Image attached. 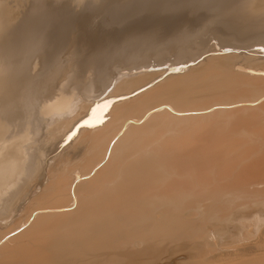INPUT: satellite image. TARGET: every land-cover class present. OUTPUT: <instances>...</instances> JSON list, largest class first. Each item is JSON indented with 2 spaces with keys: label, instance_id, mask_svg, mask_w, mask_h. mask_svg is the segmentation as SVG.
I'll return each mask as SVG.
<instances>
[{
  "label": "bare ground",
  "instance_id": "obj_1",
  "mask_svg": "<svg viewBox=\"0 0 264 264\" xmlns=\"http://www.w3.org/2000/svg\"><path fill=\"white\" fill-rule=\"evenodd\" d=\"M166 260L264 264V0H0V264Z\"/></svg>",
  "mask_w": 264,
  "mask_h": 264
},
{
  "label": "rangeland",
  "instance_id": "obj_2",
  "mask_svg": "<svg viewBox=\"0 0 264 264\" xmlns=\"http://www.w3.org/2000/svg\"><path fill=\"white\" fill-rule=\"evenodd\" d=\"M207 37H208V36L205 37L206 41L209 39V37H208V38H207ZM216 41H217L216 39H212V40H210L209 43L212 44V43H214V42H216ZM240 52H242V51H240ZM247 53H248V52H247ZM203 58H204V57H203ZM192 64H193V63H192ZM194 64H195V63H194ZM165 66H166V65H165ZM165 66H163V68H164ZM166 261H167V260H166ZM166 261H165V262H166ZM169 261H170V260H168L167 263H168ZM170 262H171V264H174V261H170ZM172 262H173V263H172ZM168 264H169V263H168Z\"/></svg>",
  "mask_w": 264,
  "mask_h": 264
}]
</instances>
